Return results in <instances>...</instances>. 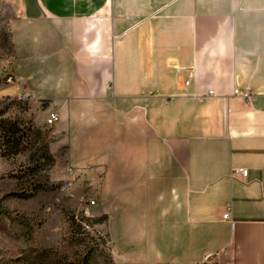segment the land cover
I'll use <instances>...</instances> for the list:
<instances>
[{
  "label": "crops",
  "instance_id": "crops-1",
  "mask_svg": "<svg viewBox=\"0 0 264 264\" xmlns=\"http://www.w3.org/2000/svg\"><path fill=\"white\" fill-rule=\"evenodd\" d=\"M3 1L0 99L58 113L111 261L264 264V0Z\"/></svg>",
  "mask_w": 264,
  "mask_h": 264
},
{
  "label": "rangeland",
  "instance_id": "rangeland-1",
  "mask_svg": "<svg viewBox=\"0 0 264 264\" xmlns=\"http://www.w3.org/2000/svg\"><path fill=\"white\" fill-rule=\"evenodd\" d=\"M13 17L10 6L0 0V76L1 64L11 55L9 25ZM6 77L0 79L5 83ZM47 103L28 99H0L2 118L17 123L22 133L27 132L29 149L4 157L0 153V208L5 215L0 221V264H75L88 248L97 255V264H107L108 242L97 218L85 214V206L93 197L91 186L79 176L68 175L65 162L55 168V155L49 146L55 141L53 126H46ZM43 148L53 164L40 161L41 166L31 176L25 172L33 160H38ZM57 155H62L59 152ZM32 186H44L30 198L11 194H28ZM73 220V222H72ZM200 264H216L208 259Z\"/></svg>",
  "mask_w": 264,
  "mask_h": 264
},
{
  "label": "trees",
  "instance_id": "trees-1",
  "mask_svg": "<svg viewBox=\"0 0 264 264\" xmlns=\"http://www.w3.org/2000/svg\"><path fill=\"white\" fill-rule=\"evenodd\" d=\"M3 110H0V153L1 156L4 157H11L16 156L23 151H26L29 149V142H27L26 145L22 144V139H26L28 141L27 132L30 134V130L28 129L25 133H22L21 130L17 127V123L13 122L9 119L2 118L3 116ZM42 155L38 160H33L32 165L28 166L25 170L26 174L28 176H31L35 173V171L41 166L40 161H45L48 163V165L53 164V160L50 157V155L46 152V149L43 148ZM44 189V186H32L30 193L28 194H11L16 197L20 198H30L32 195H34L38 190ZM5 215V212L0 208V221L2 217ZM102 221V219H98L97 222ZM73 222V220H72ZM97 255L95 254L94 250L92 248H88L85 251L84 256H82L78 261L75 262V264H97L96 262ZM107 264H114L110 256L106 260Z\"/></svg>",
  "mask_w": 264,
  "mask_h": 264
},
{
  "label": "built area",
  "instance_id": "built-area-1",
  "mask_svg": "<svg viewBox=\"0 0 264 264\" xmlns=\"http://www.w3.org/2000/svg\"><path fill=\"white\" fill-rule=\"evenodd\" d=\"M211 94V93H209ZM241 97L245 100L248 99L249 95L247 93H244L241 95ZM28 99H32V96L29 95V94H26V95H21L17 98V101L19 102H22V101H25V100H28ZM58 119V113L57 112H50L49 114H47L44 118V123L46 126L50 127V126H53V124L55 123V121ZM232 175L233 176H238L240 177L242 180H244L247 176V170L246 169H235L233 170L232 172ZM90 204H93V202L91 201ZM222 219L223 220H226V221H229L232 225V221H231V218H230V208L227 207L225 212L223 213L222 215Z\"/></svg>",
  "mask_w": 264,
  "mask_h": 264
}]
</instances>
